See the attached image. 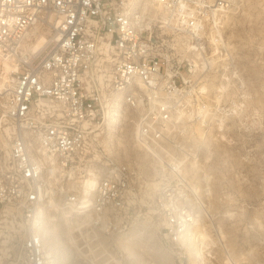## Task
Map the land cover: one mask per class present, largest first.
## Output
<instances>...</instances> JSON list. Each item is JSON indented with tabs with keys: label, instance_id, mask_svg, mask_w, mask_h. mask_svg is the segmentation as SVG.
Returning <instances> with one entry per match:
<instances>
[{
	"label": "built area",
	"instance_id": "obj_1",
	"mask_svg": "<svg viewBox=\"0 0 264 264\" xmlns=\"http://www.w3.org/2000/svg\"><path fill=\"white\" fill-rule=\"evenodd\" d=\"M236 7L0 0V264H50L38 221L52 202L87 215L83 229L97 252L107 253L144 206L159 243L181 252L200 202L164 148L181 150L179 115L192 114V96L203 95L192 78L207 72L205 47L218 43ZM120 110L157 163L153 191L103 145V127Z\"/></svg>",
	"mask_w": 264,
	"mask_h": 264
},
{
	"label": "rangeland",
	"instance_id": "obj_2",
	"mask_svg": "<svg viewBox=\"0 0 264 264\" xmlns=\"http://www.w3.org/2000/svg\"><path fill=\"white\" fill-rule=\"evenodd\" d=\"M205 49L207 72L192 78L202 98L179 115L182 148H164L200 202L181 252L159 243L146 206L97 252L87 215L57 203L39 211L50 264H264V0H237ZM103 128L107 153L136 167L153 191L157 163L134 143L130 115L120 110Z\"/></svg>",
	"mask_w": 264,
	"mask_h": 264
},
{
	"label": "bare ground",
	"instance_id": "obj_3",
	"mask_svg": "<svg viewBox=\"0 0 264 264\" xmlns=\"http://www.w3.org/2000/svg\"><path fill=\"white\" fill-rule=\"evenodd\" d=\"M44 41V37L43 36H39L38 38H37V46L39 45V44H41L42 42ZM53 203V205H57L55 202H52ZM62 208V207H61ZM69 215H67V217H68ZM199 230V229H198ZM204 235L200 232V233H198L197 234V237H200V238H202ZM198 240V239H197ZM203 242V241H202Z\"/></svg>",
	"mask_w": 264,
	"mask_h": 264
}]
</instances>
